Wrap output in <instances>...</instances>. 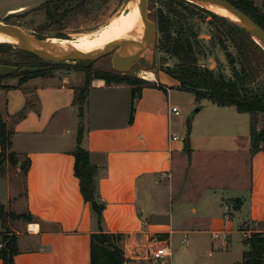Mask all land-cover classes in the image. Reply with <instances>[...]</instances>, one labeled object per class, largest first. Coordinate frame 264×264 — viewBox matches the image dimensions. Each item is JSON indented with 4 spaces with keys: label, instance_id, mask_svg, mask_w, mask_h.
<instances>
[{
    "label": "crops",
    "instance_id": "0c3cea01",
    "mask_svg": "<svg viewBox=\"0 0 264 264\" xmlns=\"http://www.w3.org/2000/svg\"><path fill=\"white\" fill-rule=\"evenodd\" d=\"M12 72L0 71V113L13 132L11 151L25 172V185L18 193L21 209L9 210L32 217L19 229L10 227L18 235L15 264H91L97 214L85 201L74 172L78 135L67 137L62 130L64 114L78 104L84 81L60 71L21 81L23 75ZM177 86L176 79L160 71L159 83L142 88L130 121L132 87L91 80L81 145L95 165L103 229L123 235L124 255L134 263L149 264L158 239H167L172 248L175 235H180L181 242L192 239L212 257L207 264H242L243 258L228 256L233 253V235L264 232V141L252 151L251 123L239 115L243 113L211 103L193 116L187 148L186 138L172 126ZM29 104L26 114L17 118ZM190 167H199L193 186L183 189L176 206L170 201L167 207L166 196L164 205L162 193L155 191H162L168 178L171 199V191L179 187L177 170ZM182 176L181 183L186 178ZM8 187L11 207L18 197L12 199ZM215 233L225 238L214 241ZM242 243L244 253L248 245L244 238ZM215 253L218 258H213Z\"/></svg>",
    "mask_w": 264,
    "mask_h": 264
},
{
    "label": "trees",
    "instance_id": "16d2710c",
    "mask_svg": "<svg viewBox=\"0 0 264 264\" xmlns=\"http://www.w3.org/2000/svg\"><path fill=\"white\" fill-rule=\"evenodd\" d=\"M86 1V0H84ZM237 8L252 17L262 28H264V12L253 0H229ZM157 10L158 48L164 54V60H174L173 66H163V71L178 81L177 88L194 94L196 100L201 102L208 99L219 106H235L240 113H249L251 116V138L252 151L260 149L264 141V126L259 128V117L264 116V87L257 84L259 76L258 66L253 60L254 51L264 58V49L239 25L229 21L227 18L215 14L212 11L190 2L188 0H159ZM203 14L209 16V24L214 30V39L218 36L219 45L226 51L227 62L230 73H226L224 67L214 69L205 64L199 54L204 51L205 41L200 38L199 31L191 23L190 18ZM230 44L237 52L239 60L235 59L233 53L228 51ZM41 60L36 55H29ZM44 64L34 71L23 75L21 81L37 76H49L52 74L54 63L43 60ZM52 68V69H51ZM97 78L106 80L108 84H128L131 88L132 105L131 118L133 121L135 101L140 97L142 88L148 85V81L130 78L120 73L110 74L99 72ZM89 73L85 77V87L81 88L76 101L84 104L87 99L88 87L91 84ZM0 77V87H2ZM31 107L29 104L21 110L16 117L21 118ZM190 126V125H189ZM190 133V127L189 131ZM13 132L7 126L0 113V167L5 161L17 164L19 159L12 148ZM83 131L80 130L77 138V146L73 150L75 156L74 172L80 181V187L86 202H97L93 210L97 214L98 231L91 234V264H140L126 259L124 250L120 245L122 234L108 233L103 229L104 204L97 201L95 193L94 169L95 165L90 160V153L81 145ZM186 147L189 146V134ZM23 166L27 164L23 163ZM26 218L31 221L32 217L24 214H15L6 210L0 203V219L5 224L8 218ZM248 249L243 253L242 264H264V232H252L244 238ZM19 253L18 235L5 230L2 235L0 247V259L3 264H15V256Z\"/></svg>",
    "mask_w": 264,
    "mask_h": 264
},
{
    "label": "rangeland",
    "instance_id": "374dc122",
    "mask_svg": "<svg viewBox=\"0 0 264 264\" xmlns=\"http://www.w3.org/2000/svg\"><path fill=\"white\" fill-rule=\"evenodd\" d=\"M131 1L134 0H0V22L18 26L40 39H55L58 42L64 41L70 44L81 43L86 36L92 38L101 34L113 18L126 14L127 6ZM158 1L159 0H148L147 3L146 16L154 21L157 20ZM253 1L259 9L264 12V0ZM208 9L215 14L217 13L224 16L222 15L224 13L218 11V8L213 5ZM140 19H142V16ZM210 19L209 16L203 14H198V16L196 15L190 18L191 23L199 31L200 38L205 41L204 45H206L204 47L206 54H199V58L204 59V56L208 55L209 57L205 60L207 66L214 69L224 67L225 72L230 73L231 70L227 62L226 51L219 45L218 36L214 39V30L209 24ZM228 20L231 21L230 19ZM158 38L159 34H157L156 46L145 52L135 66L128 72L121 73L116 71L112 65V54H107L95 60H70L61 62L62 64L54 65L53 69L51 68L52 74L59 71L76 74L82 78L84 81L83 87H85V77L87 73H89L92 79H101L97 78L95 75L99 72H106L110 74L120 73L130 78L145 80L146 78H142L140 74L144 71H152L156 77V81H146H148L149 84H157L159 83V74L160 71H163V66H173L175 62L170 59L163 61L164 54L158 48ZM227 45L228 51H231L234 58L239 60L236 50L229 43ZM29 55L31 54L23 51L16 45L0 43V71L13 69V74L25 75V73L34 71L37 67L44 64V59L41 58V60H38ZM253 60L259 69V76L256 79L257 84L264 87V58L260 53L254 51ZM0 77L4 78V75H0ZM172 103L180 109L179 115L172 113V126L174 130H176V134L184 139L188 137V131L189 127H191L193 116L198 114L195 111L202 105H205V109H209L212 102L208 99L198 102L194 94L176 87L173 89ZM81 105L80 103L76 104L74 108L68 110V112L64 114L62 130L67 137L75 138L85 125V120L81 121ZM84 105L85 104H83V106ZM233 109H236L235 106H233ZM239 115L247 119L250 125L251 116L249 113ZM84 117L85 110L83 118ZM263 126L264 116L261 114L259 117V128ZM198 168L199 167H190L183 171L179 168L177 170V179H175V181L178 182L179 187H176L173 192L171 191V199H169L170 189L168 178H164L162 191L157 189L155 194L160 196V192L162 193V203H164V205L166 196L167 207H170V201H172L173 206H176L182 195H184L183 189L185 190L188 186H193L194 179L198 174ZM183 174L186 175V178L185 181L181 183L178 177L181 175V180L183 181ZM24 181L25 172L20 166V161L17 164L9 161L8 164L3 163L2 167H0V203L5 206L6 210L11 209L18 211L21 209L23 199L18 196V193L24 190ZM8 186L11 188L12 199L18 197L17 200L12 201L13 204L11 207H9V203L7 202ZM19 190H21V192H19ZM9 212L17 214L10 210ZM26 221V218L9 217L8 221L3 224L0 219V247L3 232L5 230L14 232L10 227H17L19 229ZM208 236L211 239V235ZM181 237L180 235H175L174 242H172L174 257L172 258L173 263L171 262V264H207L212 261V257H210L205 250L195 245L192 239L189 240V243H183L181 242ZM245 237L246 236L241 233L233 235L234 247L232 249L233 253L231 252L228 255L230 258L231 254L232 258L235 260L243 258L244 244L242 243V239ZM222 240L223 238L221 236L214 241ZM213 258H218V254L215 253ZM149 264H155L152 257H150Z\"/></svg>",
    "mask_w": 264,
    "mask_h": 264
},
{
    "label": "water",
    "instance_id": "95a60500",
    "mask_svg": "<svg viewBox=\"0 0 264 264\" xmlns=\"http://www.w3.org/2000/svg\"><path fill=\"white\" fill-rule=\"evenodd\" d=\"M136 2V0H134ZM200 6L216 5L229 11L236 19H230L242 27L252 38L264 49V28H262L252 17L237 8L229 0H188ZM138 7L144 22V33L139 40L120 39L113 43H109L102 48L83 52L77 49H63L53 44L48 39H40L26 30L11 24L0 22V33L8 35L16 39V43H9L18 46L23 51L36 55L44 60L61 63L70 60H95L104 55L112 54V65L118 72L125 73L130 71L140 60L145 52L156 46L158 27L156 21L147 18L146 9L148 0H138ZM203 7V6H202ZM205 8V7H204ZM208 9V8H207ZM209 10V9H208ZM259 40V42L257 41ZM201 109L199 107L195 112ZM81 121H84V106L80 107ZM97 202H92L95 208Z\"/></svg>",
    "mask_w": 264,
    "mask_h": 264
},
{
    "label": "bare ground",
    "instance_id": "6f19581e",
    "mask_svg": "<svg viewBox=\"0 0 264 264\" xmlns=\"http://www.w3.org/2000/svg\"><path fill=\"white\" fill-rule=\"evenodd\" d=\"M138 0L129 2L127 6V13L124 15L117 16L113 18L108 24L107 28L99 35L94 37L86 36L84 41L81 43H66L64 41L58 42L55 39H48L53 44L63 49H77L83 52H90L99 48L104 47L109 43H113L120 39H134L139 40L142 38L144 33V22L141 18V14L138 7ZM203 7L209 8L212 5H203ZM218 8V11L224 13L222 15L229 17L231 19H236L229 11L219 6L213 5ZM214 10V9H213ZM215 11V10H214ZM259 42V40H257ZM0 42H11L16 43V39L0 33ZM260 43V42H259ZM149 78H154V73L148 71L146 73ZM32 229H37V226L32 225Z\"/></svg>",
    "mask_w": 264,
    "mask_h": 264
},
{
    "label": "built area",
    "instance_id": "2783aa9c",
    "mask_svg": "<svg viewBox=\"0 0 264 264\" xmlns=\"http://www.w3.org/2000/svg\"><path fill=\"white\" fill-rule=\"evenodd\" d=\"M147 72L144 71L140 74V76L142 78H146L145 80H151V81H155L156 77L154 76V78H149L148 75L146 74ZM172 113H174L175 115H179L180 114V109L178 107H172L171 108ZM172 138L174 140L178 139V135H172ZM226 209H229L228 206H226ZM225 238V235H222L221 233H215L214 237L215 238H219L221 237ZM185 243H188V239L187 237L184 239ZM157 245L154 247V249L151 252V256L152 259L155 261L156 264H170V260L173 257V250L170 247L168 240L167 239H158L157 241Z\"/></svg>",
    "mask_w": 264,
    "mask_h": 264
}]
</instances>
